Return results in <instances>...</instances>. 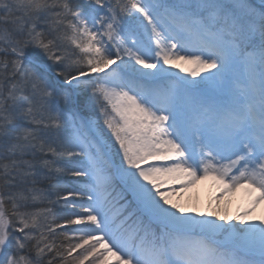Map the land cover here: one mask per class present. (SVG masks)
Returning a JSON list of instances; mask_svg holds the SVG:
<instances>
[{"label":"snow or ice","instance_id":"6c2138e0","mask_svg":"<svg viewBox=\"0 0 264 264\" xmlns=\"http://www.w3.org/2000/svg\"><path fill=\"white\" fill-rule=\"evenodd\" d=\"M261 203L264 0H0V264H264Z\"/></svg>","mask_w":264,"mask_h":264},{"label":"bare ground","instance_id":"6f19581e","mask_svg":"<svg viewBox=\"0 0 264 264\" xmlns=\"http://www.w3.org/2000/svg\"><path fill=\"white\" fill-rule=\"evenodd\" d=\"M212 186V187H211ZM214 187V188H213ZM219 192L217 185L211 180H201L183 192V199L187 198L186 207H194L199 212L209 210L210 189ZM212 193V192H211ZM198 195V196H196ZM216 199H213L215 201ZM177 201V200H176ZM248 203V194L244 189H237L234 193L227 194V211L230 215L237 209H242ZM240 206V207H238ZM264 214V203L258 205L255 215Z\"/></svg>","mask_w":264,"mask_h":264},{"label":"rangeland","instance_id":"374dc122","mask_svg":"<svg viewBox=\"0 0 264 264\" xmlns=\"http://www.w3.org/2000/svg\"><path fill=\"white\" fill-rule=\"evenodd\" d=\"M212 187V186H211ZM214 188V187H213ZM212 192V193H211ZM209 193H210V196H209V202H211V204L210 205H215V203H216V200L215 201H213V199H216V197L219 195V192H214V190H212V188L210 189V191H209ZM196 196H198V195H196ZM173 199L174 200H177L178 202H180V203H182L184 206L186 205V203H187V198H185V199H183V196H176V197H173ZM238 207H240V206H238ZM241 210V208L240 209H235L234 210V212H232V214L233 215H235L238 211H240Z\"/></svg>","mask_w":264,"mask_h":264}]
</instances>
